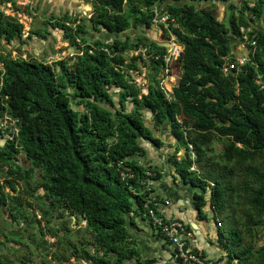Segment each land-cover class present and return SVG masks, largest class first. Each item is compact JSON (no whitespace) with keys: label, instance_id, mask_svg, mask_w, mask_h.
Masks as SVG:
<instances>
[{"label":"trees","instance_id":"trees-1","mask_svg":"<svg viewBox=\"0 0 264 264\" xmlns=\"http://www.w3.org/2000/svg\"><path fill=\"white\" fill-rule=\"evenodd\" d=\"M213 1L228 0H90L87 24L93 32L148 30L155 10L168 15L167 27L181 47L176 61L180 75L170 101L154 82L141 94L128 76L138 71L141 56L147 58L153 75L165 67V48L142 33L134 41L88 42L81 37L86 24L74 28L62 24L64 39L73 46L72 60L48 64L0 54V118L6 116L16 130L10 140L0 132V164L7 170L0 182V207L9 197L3 187L14 192V183L33 175L35 188L42 189L48 200L84 221L94 248L83 256L86 264H109L105 259L112 264H152L150 259H138L127 229L130 214L141 211L147 195L139 191V183L158 177L136 157L144 155V142L160 147V139L150 130L168 125L172 139L193 152L192 160L185 152L178 161L173 153L170 162L176 176L197 189L193 194L197 214L203 215L201 208L208 204L216 218L229 219L228 228L219 227L217 232L224 264H264V242L255 250L253 245L241 246L232 208L234 197L246 205L245 229L263 223L264 170L250 166L264 151V32L249 28L245 12L249 19L260 18L264 0H256L252 7L239 4L227 26L216 20ZM8 2L18 10L12 0H0ZM21 28L0 12V37L12 41ZM240 29L248 59L238 64L229 36L242 41ZM130 52L136 55L126 61L122 55ZM224 67H230L229 73H223ZM144 110L150 114V129L143 121ZM213 139L222 145L223 162L245 166L252 185H243L242 193L232 190L230 171L189 170L205 164ZM145 171L153 175L148 178ZM126 173L131 177L121 179Z\"/></svg>","mask_w":264,"mask_h":264},{"label":"rangeland","instance_id":"rangeland-1","mask_svg":"<svg viewBox=\"0 0 264 264\" xmlns=\"http://www.w3.org/2000/svg\"><path fill=\"white\" fill-rule=\"evenodd\" d=\"M74 2L70 7L53 6V4L45 0H13L14 6L18 7L19 11H13L8 4L0 5V11L16 19L22 25L21 40L6 43L0 41V54L8 55L10 58H25L33 59L43 63H51L58 59H71L73 56L72 48L66 44L63 39L61 28H55L61 24H66L70 28H74L75 24L86 23L88 28L89 12L91 10L90 0H66ZM256 0H228L220 3L213 1L214 14L216 20L228 25L230 14L235 13L239 8V4L245 3L248 7H252ZM54 2V1H53ZM52 2V3H53ZM170 3V2H169ZM207 4H200L204 6ZM195 8L198 4L194 5ZM235 8L232 10L230 7ZM245 18L249 24V28L255 32H264V10L260 18L249 19L248 12H245ZM69 20H74L69 24ZM38 32V35H28L27 33ZM242 41L235 40L232 36L230 42L231 53L235 56V61L241 64L245 61V53L247 54L246 45L244 42V32L240 29ZM145 35L149 41L155 33L154 42L160 44L168 50L170 41L174 38L167 27V23L153 24L146 29H128L119 33L117 39L123 40L129 38V41L134 39L139 34ZM88 41L99 40L106 42L112 39L110 34L103 31L93 32L89 28L83 36ZM141 55L143 50L140 51ZM72 55V56H71ZM136 55V52L123 54V58L127 61L129 56ZM142 63H138V71L129 73V78L140 88V93L145 94L146 88L151 83H156L167 86V83L172 79L173 86L180 75L179 62H174L169 69L167 78L160 80V73L153 75L148 65V60L145 56H141ZM230 67H224L223 73H229ZM153 77V78H152ZM160 82V83H159ZM113 89L108 90L110 94ZM115 100V98H113ZM116 107V106H115ZM130 108V105L128 106ZM143 121L151 128L150 114L147 111H142ZM181 119V117H179ZM11 126V124H10ZM168 128L167 139L172 141L176 148L183 150L184 147L177 144L172 139L168 125L163 126V129ZM160 128H151V135L158 133ZM166 130V129H165ZM165 139V137L163 138ZM162 139V140H163ZM170 143V142H169ZM177 149V150H178ZM176 150V151H177ZM175 151V152H176ZM222 145L218 139H213L206 152L207 160L205 164L198 168L191 166V171H201L202 168L212 169L218 172L227 174L230 186L235 193H242V186H251L252 183L244 167H239L234 164L223 162ZM171 157H173L171 155ZM176 158V155L174 156ZM192 160V159H191ZM247 166V165H246ZM252 168L259 171L264 170V151L258 156L253 163ZM7 173L6 166L0 164V182L2 176ZM8 180H11L8 178ZM15 191L10 192L8 187H3L2 191L9 197L6 199V204L0 207V264H86L83 256L93 252L91 243V235L84 229V222L79 215H74L63 211L59 208L57 202L48 200L40 188H35L33 175L25 181L14 183ZM232 203L235 217L238 225L236 230L240 232L242 239L241 246L253 245V250L257 249L264 242V217L260 225L243 227L242 222L244 217L242 212L245 209V204L238 197H234ZM73 219V220H72ZM229 219L218 215L220 227L226 230L230 225ZM106 263L112 264L105 259Z\"/></svg>","mask_w":264,"mask_h":264},{"label":"crops","instance_id":"crops-1","mask_svg":"<svg viewBox=\"0 0 264 264\" xmlns=\"http://www.w3.org/2000/svg\"><path fill=\"white\" fill-rule=\"evenodd\" d=\"M165 129L162 126L158 133L154 134V137L160 139L161 146L142 143L144 155L136 157V160L139 165L149 166L158 174L157 179L152 181V191L160 200L167 202L161 204L159 212L168 219H176L182 223L186 233V236L182 237L187 249L199 253L202 259L210 264H224L225 253L217 240L218 218L208 204L201 208L203 215H198L194 209L193 194L197 189L184 184L174 173L170 162L173 153L176 155V161L182 158L183 150H175L176 145L167 139L168 128ZM127 230L135 242L138 259H150L152 264H182L174 258L170 245L136 213L130 214Z\"/></svg>","mask_w":264,"mask_h":264},{"label":"built area","instance_id":"built-area-1","mask_svg":"<svg viewBox=\"0 0 264 264\" xmlns=\"http://www.w3.org/2000/svg\"><path fill=\"white\" fill-rule=\"evenodd\" d=\"M154 15V24H164L167 22L168 15L163 13L159 14L157 10H155ZM181 47L179 43H177L174 38L170 41V46L166 51V55L163 56V63L165 65L163 72L160 74V80L163 78H167V74H169L171 65L177 61V58L180 55ZM172 79H174L172 77ZM167 83L165 85H158L159 90L163 93L166 101H170L171 99V88L173 87V81ZM160 83V82H159ZM11 124V126H10ZM13 127V122L10 121L6 116H2L0 118V132L4 135V138L11 139V136L16 134V130ZM10 128V129H6ZM7 130V132H4ZM190 160L193 159V152L190 146H187V151H185ZM149 166H144V168H148ZM192 170V167L189 168ZM145 176L150 178L153 174L145 171ZM130 174H120V178H130ZM209 186H211L209 184ZM139 191L141 193L145 192L147 195L145 197V201L141 204V211L138 212V216L141 220L146 222L157 234L163 239L164 242L168 243L171 247L174 258L182 264H210L208 261L202 259L199 253L194 252L192 250H188L186 247L185 240L182 236H186L183 225L179 220L176 219H168L163 214L159 212V207L161 204H167V202L160 200L155 193L152 191V181L145 180L144 182L139 183ZM133 192V191H132ZM208 194V190H207ZM216 227H220V223L216 221Z\"/></svg>","mask_w":264,"mask_h":264},{"label":"flooded vegetation","instance_id":"flooded-vegetation-1","mask_svg":"<svg viewBox=\"0 0 264 264\" xmlns=\"http://www.w3.org/2000/svg\"><path fill=\"white\" fill-rule=\"evenodd\" d=\"M45 1H47V2H49V3H51V4H53V6H63V7H70L72 4H73V6H74V2H67L66 0H45ZM54 1V2H53ZM34 2H37V0H34ZM53 2V3H52ZM12 3L14 4V2H13V0H12ZM5 4H8L9 5V7L14 11V9L12 8V6L10 5L11 3H5ZM4 3L2 4V3H0V5H5ZM16 7V6H15ZM90 8H91V6H90ZM17 9H18V7H17ZM92 9V8H91ZM19 11V9L16 11V12H18ZM2 14H3V12L2 11H0ZM90 12H91V10H90ZM90 12H89V16H90ZM4 16H9V15H5V14H3ZM9 17H11V16H9ZM11 18H13V17H11ZM14 19V18H13ZM89 19V18H88ZM18 24H20L16 19H14ZM74 21V20H73ZM72 20H69V24H71L72 22H73ZM88 22V21H87ZM76 22H74V23H72V24H74V26L76 25L75 24ZM82 23H84V22H82ZM84 24H86V23H84ZM21 25V24H20ZM62 25V24H61ZM64 26H67V27H69L68 25H66V24H63ZM88 26L90 27V25H89V23H88ZM21 27H22V25H21ZM54 27L55 28H60V25L59 26H57V24H54ZM70 28V27H69ZM36 33H38L37 31L36 32H31L30 34L29 33H27V36L28 35H38V34H36ZM61 33H62V36H63V32H62V29H61ZM21 35H22V28H21V31H20V36L17 38H15L14 40H12V41H6L3 37H0V41H5L6 43H10V42H13V41H19V40H21ZM83 36L84 35H81V37L83 38ZM63 39H64V36H63ZM84 39V38H83ZM84 40H86V41H88L87 39H84ZM67 41V40H66ZM75 42L77 43V44H80V42L76 39L75 40ZM88 42H91V41H88ZM67 43H68V41H67ZM66 45H68L69 47H70V49L71 48H73V46L72 45H69V43L68 44H66ZM73 50V49H72ZM74 51V50H73ZM1 55H3V54H1ZM4 56H7V57H9L8 55H4ZM10 58V57H9ZM16 58H20V57H16ZM16 58H11V59H16ZM20 59H25V58H20ZM83 221V220H82ZM84 222V221H83Z\"/></svg>","mask_w":264,"mask_h":264},{"label":"water","instance_id":"water-1","mask_svg":"<svg viewBox=\"0 0 264 264\" xmlns=\"http://www.w3.org/2000/svg\"><path fill=\"white\" fill-rule=\"evenodd\" d=\"M111 35V34H110ZM119 34H114V35H111L112 38H117ZM152 38H155V33H153V37H151V41L154 42V40ZM158 46H161L160 44H157ZM245 59H248V56L247 54L245 53ZM73 220V219H72Z\"/></svg>","mask_w":264,"mask_h":264}]
</instances>
